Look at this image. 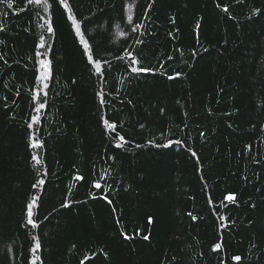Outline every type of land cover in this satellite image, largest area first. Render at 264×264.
<instances>
[{"label":"trees","instance_id":"obj_1","mask_svg":"<svg viewBox=\"0 0 264 264\" xmlns=\"http://www.w3.org/2000/svg\"><path fill=\"white\" fill-rule=\"evenodd\" d=\"M0 264H264V0H0Z\"/></svg>","mask_w":264,"mask_h":264},{"label":"snow or ice","instance_id":"obj_2","mask_svg":"<svg viewBox=\"0 0 264 264\" xmlns=\"http://www.w3.org/2000/svg\"><path fill=\"white\" fill-rule=\"evenodd\" d=\"M60 2L63 4V0H60ZM66 6V5H65ZM225 11H227V9H225ZM86 47H91V45H86ZM91 58V57H90ZM99 66V65H98ZM137 70V69H134ZM139 71H146L145 69H139ZM122 139V138H121ZM40 183H44L43 180L40 181ZM96 187H100L99 184L96 185ZM228 200H235V196L234 195H229L227 197ZM28 216L31 217L32 216V210H31V205L28 206ZM29 223L33 224V226H35V222L31 219H29ZM40 245L39 243L36 244V248H39ZM217 248H219V245L216 246ZM235 259L239 260L240 257H235Z\"/></svg>","mask_w":264,"mask_h":264},{"label":"rangeland","instance_id":"obj_3","mask_svg":"<svg viewBox=\"0 0 264 264\" xmlns=\"http://www.w3.org/2000/svg\"><path fill=\"white\" fill-rule=\"evenodd\" d=\"M47 64H43V66H41V79H42V82L45 83L46 81V78H47V74H48V69L46 67Z\"/></svg>","mask_w":264,"mask_h":264}]
</instances>
